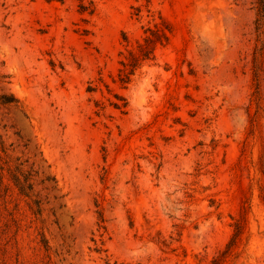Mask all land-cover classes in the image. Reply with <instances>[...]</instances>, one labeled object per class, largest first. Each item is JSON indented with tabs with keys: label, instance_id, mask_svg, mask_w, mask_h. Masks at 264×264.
Here are the masks:
<instances>
[{
	"label": "rangeland",
	"instance_id": "obj_1",
	"mask_svg": "<svg viewBox=\"0 0 264 264\" xmlns=\"http://www.w3.org/2000/svg\"><path fill=\"white\" fill-rule=\"evenodd\" d=\"M257 6L0 0V264H264Z\"/></svg>",
	"mask_w": 264,
	"mask_h": 264
},
{
	"label": "trees",
	"instance_id": "obj_2",
	"mask_svg": "<svg viewBox=\"0 0 264 264\" xmlns=\"http://www.w3.org/2000/svg\"><path fill=\"white\" fill-rule=\"evenodd\" d=\"M256 23L258 30L262 32L264 28V0H258ZM169 31L170 28H168V26L158 25L156 26V28H146V34L143 36L142 40L138 41V48L136 50H130V56H127L126 59L121 60L123 68H121L120 80L122 82H128L131 79V75L135 73V70L143 61L155 57V50L158 45H164L169 42ZM124 35L126 37V34ZM18 102L19 98L13 93H0V104H11ZM0 143H2L1 133ZM15 180L21 192L26 195H30V192L27 190L28 186L24 182H22V180L18 176L15 178ZM29 188L32 189L33 185L29 184ZM234 224L235 231L232 236V239L227 244V248L221 251L220 255L212 259V264H222L226 255L237 244L238 239L241 233L243 232L244 223L242 219H237ZM107 264H111V262L107 260Z\"/></svg>",
	"mask_w": 264,
	"mask_h": 264
}]
</instances>
